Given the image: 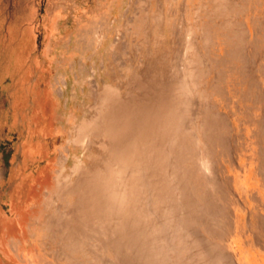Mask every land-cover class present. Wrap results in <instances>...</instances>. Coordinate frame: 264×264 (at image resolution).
<instances>
[{
	"label": "bare ground",
	"instance_id": "6f19581e",
	"mask_svg": "<svg viewBox=\"0 0 264 264\" xmlns=\"http://www.w3.org/2000/svg\"><path fill=\"white\" fill-rule=\"evenodd\" d=\"M94 2L54 83L65 103L91 104L57 117L67 139L49 182L27 222H6L0 252L264 264V0H137L131 20L109 14L121 1Z\"/></svg>",
	"mask_w": 264,
	"mask_h": 264
},
{
	"label": "rangeland",
	"instance_id": "374dc122",
	"mask_svg": "<svg viewBox=\"0 0 264 264\" xmlns=\"http://www.w3.org/2000/svg\"><path fill=\"white\" fill-rule=\"evenodd\" d=\"M118 1L121 10L109 13L111 17L123 14L131 20L137 0ZM94 10V0H0V248L12 232L11 220L20 213L27 222L28 201L40 199L35 185L49 182L48 169L59 155L56 149L67 139L57 117L63 112L81 115L91 104L81 99L65 103L54 83L59 73L70 72L62 68L70 54L65 60L60 53L71 50ZM99 19L98 38L103 32ZM83 63L89 67V60ZM4 252L0 264H12Z\"/></svg>",
	"mask_w": 264,
	"mask_h": 264
}]
</instances>
